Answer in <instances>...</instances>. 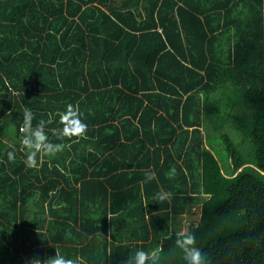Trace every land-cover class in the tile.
Listing matches in <instances>:
<instances>
[{"label":"trees","instance_id":"16d2710c","mask_svg":"<svg viewBox=\"0 0 264 264\" xmlns=\"http://www.w3.org/2000/svg\"><path fill=\"white\" fill-rule=\"evenodd\" d=\"M189 235L264 264V0H0V264H187Z\"/></svg>","mask_w":264,"mask_h":264},{"label":"clouds","instance_id":"9594fccd","mask_svg":"<svg viewBox=\"0 0 264 264\" xmlns=\"http://www.w3.org/2000/svg\"><path fill=\"white\" fill-rule=\"evenodd\" d=\"M71 107V106H70ZM24 126L21 131L26 134L22 138V144L33 150L27 157L26 163L29 167L35 163L34 157L36 152L44 150L45 152L52 153L56 151V146L47 141V136L44 131L45 124L43 121L35 127H31L33 113L30 109H25L24 113ZM65 122V127L61 130L60 135L81 134L87 129V124L83 123L76 111H69V113L62 117ZM9 158H14L13 153H9ZM156 172L147 170L145 172V182L156 180ZM169 193L161 189L157 193V201L168 199ZM111 218V216H109ZM194 242V236L189 235L183 240H180V246L185 250V260L187 264H203V256L201 251L195 247H188ZM159 264V256L157 252L147 253L143 249H137L129 256V264ZM43 264H74L72 260L67 259L57 253L54 256L47 258Z\"/></svg>","mask_w":264,"mask_h":264},{"label":"rangeland","instance_id":"374dc122","mask_svg":"<svg viewBox=\"0 0 264 264\" xmlns=\"http://www.w3.org/2000/svg\"><path fill=\"white\" fill-rule=\"evenodd\" d=\"M229 130L231 131V132L228 131L229 135L233 138V140H234L236 143H238L237 138H239V135L241 136V134L238 133V131L235 129V127H230ZM218 140L221 142L222 147H223V151H224V154H221V157H224V159L221 158V164H222L225 168H226V166H228V169H229L230 164H229L228 160H227V161L225 160V158H227L226 155H228V154H227L228 152L226 153V151H227V150H226V149H227V148H226V145H225V143H223L222 138H219ZM239 141H240V139H239ZM214 152H215L216 155H219V156H220V153L218 152V150H217L216 148H214ZM225 153H226V155H225Z\"/></svg>","mask_w":264,"mask_h":264}]
</instances>
